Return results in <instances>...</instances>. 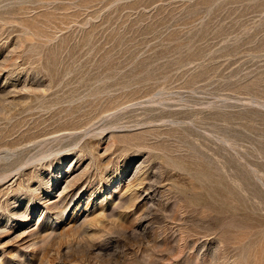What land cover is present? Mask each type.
I'll return each instance as SVG.
<instances>
[{
	"label": "rangeland",
	"instance_id": "1",
	"mask_svg": "<svg viewBox=\"0 0 264 264\" xmlns=\"http://www.w3.org/2000/svg\"><path fill=\"white\" fill-rule=\"evenodd\" d=\"M0 264H264V0H0Z\"/></svg>",
	"mask_w": 264,
	"mask_h": 264
}]
</instances>
